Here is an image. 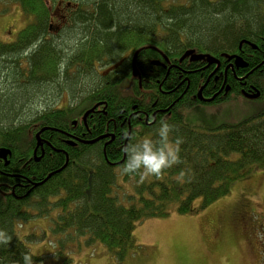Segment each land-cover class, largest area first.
I'll use <instances>...</instances> for the list:
<instances>
[{"label":"trees","instance_id":"obj_1","mask_svg":"<svg viewBox=\"0 0 264 264\" xmlns=\"http://www.w3.org/2000/svg\"><path fill=\"white\" fill-rule=\"evenodd\" d=\"M17 1L26 12L32 5L38 7L39 3V0ZM82 1L95 4L97 12L79 17V25L65 31L70 35L81 32V41L75 43L74 49L62 50L61 34L57 44H51L53 36L41 23L19 32V45H10V48L0 45V83L5 90L3 97L0 94L2 136L9 139L29 138L30 133L34 132L27 130L32 119L47 121L62 128L69 116L74 114L61 110L49 114L35 111L32 114L30 109V116L23 119L19 116V109L15 105L29 99L32 88L53 84L54 79L44 80L46 78L43 77V72L49 71L50 63L56 68V76L62 82L56 85L57 89L54 90L57 92L64 88L71 91L72 86L77 87L76 74L83 72L86 79L99 81L93 88L83 91L86 92L83 96L86 106L106 97L118 99L117 93L113 95V92L119 87L106 89L105 79L110 78L103 79L96 74L93 61L116 54L119 49L135 42L136 35L146 40L149 33L145 31L152 21L156 27L153 32L156 49L163 48L175 53H180L185 45L213 52L232 51L240 38L257 44L264 35V0H187V4H170L167 9L164 8L167 0H109L112 2L110 7H107L108 0ZM157 25L164 28L157 29ZM23 42L25 45L20 47ZM21 57H24V63ZM72 67L75 70L73 75L69 72ZM120 69L121 73L117 71L112 77H118L119 73L123 75L126 68L123 66ZM35 72L42 73L39 74L42 79ZM161 74L156 79H160ZM109 81L110 84L118 83L115 79ZM9 85L14 87V91L6 95ZM153 90L157 91V83ZM43 104V99L37 100L36 105ZM94 121L96 124L91 137L111 132L110 124L103 130L105 120ZM167 121L173 125L171 137L180 136L183 139L180 145L181 162L163 170L159 180L153 177L138 184L135 177L123 176L124 181L131 179L134 182L133 192L126 193L129 204L118 201L113 190L116 173L125 158L121 151L124 143L117 134L105 147L98 140L94 144L80 145L78 154L72 156L69 153V157L77 159L81 166L70 161L55 172L64 164L61 155L46 157L41 161L35 169L39 179L48 172L54 173L35 189L38 192L35 191L33 198L21 203L17 200L0 201V229L11 237L7 243H0V264H24L25 253L32 255V263L38 260V256L33 255L25 245L28 236L21 238L18 235L17 224L30 217H47L56 208L59 212L53 223L54 233L73 231L75 235H86V243L99 242L110 254L122 260L134 244L133 230L137 222L166 216L171 204L182 214L193 211L196 199H200L197 208H204L227 194L231 183L250 169L264 167V109L237 123H223L214 128L191 126L175 114ZM157 124L132 132L126 142L154 136ZM181 170L184 171V178L177 181L175 177ZM51 198L55 200L51 201ZM57 253L64 259L62 250ZM68 263L69 260L64 261V264Z\"/></svg>","mask_w":264,"mask_h":264},{"label":"flooded vegetation","instance_id":"obj_2","mask_svg":"<svg viewBox=\"0 0 264 264\" xmlns=\"http://www.w3.org/2000/svg\"><path fill=\"white\" fill-rule=\"evenodd\" d=\"M8 1V9L11 3L18 2ZM17 4L23 21L20 25H12L14 30H11L9 39H0L3 48L19 45L21 41L17 42L18 33L40 23L53 36L51 44L56 45L61 33L79 25V17L97 12L95 4L82 0H39L38 7L31 4L29 12L22 10L19 2ZM155 28L152 21L145 31L149 33L146 40L143 36L136 35L135 42L129 43L122 50L119 49L116 54L93 61L94 64L103 62V69L98 71L103 79L118 80L116 85L105 79L106 89L119 87L113 92V95L117 93L118 99L106 97L90 106H86V100V104H79L81 107L74 102L61 106L58 105L57 91L54 90L48 97L42 98L45 104L39 105L35 111L41 114L57 110L74 113L62 128L47 121L32 119L27 130L34 132L30 133L29 138L9 139L0 133V201L17 200L21 203L33 198L35 189L39 188L45 181L44 178L51 173L48 172L45 177L39 179L35 170L46 157L52 158L59 154L64 160L63 165L71 161L81 166L77 159L69 157V153L72 156L78 154L80 145L88 144L84 141L104 136L99 141L102 142V147H105L117 134L122 143H125L132 132L142 130L143 126H152L162 118L168 120L175 114L183 119V109L197 103H220L239 95L245 98L264 97V35L257 44L240 38L232 51L213 52L185 45L178 54L163 48L156 49L153 40ZM163 28L162 25H157V29ZM24 45L25 42L20 47ZM190 49L193 53L183 56L184 52ZM25 54L26 52L23 53ZM197 54H210L214 60L208 61L205 56L194 57ZM234 55H238L242 59L241 62L237 63ZM20 60L24 63V57ZM133 62L136 70L132 67ZM123 66L126 70L120 76V68ZM117 71L120 72L118 77H112ZM160 74L161 78L156 79ZM123 82L125 85L120 86ZM155 83L156 92L153 90ZM93 105V111L84 116V112ZM94 119L105 120L103 130L111 125V132L91 137L96 124ZM124 132L129 134L127 138L122 134ZM245 227L249 228V224ZM259 244V264H264V235L259 239Z\"/></svg>","mask_w":264,"mask_h":264},{"label":"rangeland","instance_id":"obj_3","mask_svg":"<svg viewBox=\"0 0 264 264\" xmlns=\"http://www.w3.org/2000/svg\"><path fill=\"white\" fill-rule=\"evenodd\" d=\"M17 3H11L8 9L9 1L0 0V39H9L11 30H14L12 25H20L23 21ZM170 4L181 6L187 4V0H176L173 3L167 0L164 8L167 9ZM110 6L112 2L108 0L107 7ZM61 36L63 51L66 48L74 49L75 43L82 38L81 32L72 35L65 32ZM103 67V64H95L96 74ZM48 68L49 71L43 72V77L46 78L44 80L54 79L53 84L32 88L28 94L29 99L15 105L19 109L20 118L30 116V109V113H35L39 107L36 105L37 100L50 95L62 84L56 76L54 65L50 63ZM70 70L73 75L74 67ZM39 74L42 73L35 72L42 79ZM84 75L83 72L76 74L78 84L77 87L72 86L71 91L65 88L58 90V105L72 101L77 105L85 103L83 96L86 92L83 91L93 88L99 81L88 80ZM124 85L125 82L120 86ZM2 88L0 83V94L3 97L5 90ZM7 89L6 95L14 91L11 85ZM121 92L124 93V90ZM263 109L264 97L245 98L239 95L220 103H197L185 108L183 120L191 126L214 128L223 123H237ZM116 174L114 194L122 204H129L126 193L133 192L134 182L131 179L124 181L119 172ZM199 204L200 199H196L193 211L183 214L178 213L175 205L171 204L166 216L137 222L133 230L134 244L122 260L110 254L99 242L86 243V235H75L72 230L67 231V234L54 233L52 229L59 212L57 208L49 212L47 217H30L23 222L19 221L17 232L21 238L28 236L25 245L33 255L38 256V260L32 264H64L66 260H69L68 264H259V239L264 235V167L252 168L234 180L227 194L206 207L198 209ZM29 212L34 215L31 209ZM246 224H249V228L245 227ZM61 250L64 259L57 253Z\"/></svg>","mask_w":264,"mask_h":264},{"label":"clouds","instance_id":"obj_4","mask_svg":"<svg viewBox=\"0 0 264 264\" xmlns=\"http://www.w3.org/2000/svg\"><path fill=\"white\" fill-rule=\"evenodd\" d=\"M173 125L166 118L158 121L155 127L154 136H144L133 142H126L121 146L124 153V160L119 169L121 177L128 175L136 178V183H143L146 179L153 177L159 180L165 169L172 168L181 162V148L183 139L180 136L171 137ZM126 138L128 133H122ZM184 178V171L181 170L175 177L177 181ZM7 232L0 229V243H7L10 240ZM24 264H32V255L25 253Z\"/></svg>","mask_w":264,"mask_h":264},{"label":"water","instance_id":"obj_5","mask_svg":"<svg viewBox=\"0 0 264 264\" xmlns=\"http://www.w3.org/2000/svg\"><path fill=\"white\" fill-rule=\"evenodd\" d=\"M191 53H193V50H191V49H190V50H186V51L184 52L183 56H186V55L191 54ZM183 56H182V57H183ZM203 56H205V57L207 58L208 61H210V60H214V57H213L212 55H210V54H197V55H195L194 57H203ZM234 56L236 57V62H237V63L241 62L242 59H241L238 55H234ZM132 67H133V69L135 70L134 62L132 63ZM94 107H95V105H94L92 108H90L89 110H87V111L84 113V116H86V114H87L88 112L93 111ZM102 137H104V136H100V137L95 138V139H93V140L84 141V143H93V142L97 141L99 138H102ZM63 166H64V165H63ZM63 166H61V167H60L59 169H57L56 171L61 170V169L63 168ZM52 173H53V172L49 173V174L46 176V178H44V180H46V179H47Z\"/></svg>","mask_w":264,"mask_h":264},{"label":"bare ground","instance_id":"obj_6","mask_svg":"<svg viewBox=\"0 0 264 264\" xmlns=\"http://www.w3.org/2000/svg\"><path fill=\"white\" fill-rule=\"evenodd\" d=\"M181 58V57H180ZM101 139V138H100ZM91 144V143H90Z\"/></svg>","mask_w":264,"mask_h":264}]
</instances>
